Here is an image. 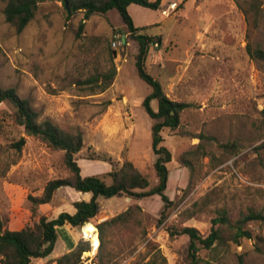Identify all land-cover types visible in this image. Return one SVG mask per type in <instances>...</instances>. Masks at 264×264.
<instances>
[{"label":"rangeland","instance_id":"rangeland-1","mask_svg":"<svg viewBox=\"0 0 264 264\" xmlns=\"http://www.w3.org/2000/svg\"><path fill=\"white\" fill-rule=\"evenodd\" d=\"M239 2L240 8L233 0H162L157 11L128 6L134 26L161 40L148 50L146 71L169 99L191 104L179 127L161 134L171 153L163 194L175 204L159 221L158 195L99 198L100 212L90 222L95 228L128 208L132 212L126 224L105 227L102 241L96 228L99 246L93 254L81 228L73 230L89 245L77 264H160L161 257L166 264H189L188 237L170 236L168 229L193 227L207 236L220 215L228 218L226 226H215L221 241L199 250L198 264H264V58L247 54V46L264 53V0ZM5 5L0 0V88L28 100L39 121L82 133L83 146L75 155L81 176L109 183L111 166L129 161L149 187L156 185L151 120L141 108L150 88L136 75L137 43L117 12L85 19L83 11L72 14L61 2L43 0L18 33L5 21ZM112 67L116 74L103 92L83 84ZM151 107L156 110L155 101ZM14 112L9 102H0V214L9 230L37 220L28 195L39 196L47 182L70 176L63 152L26 136L14 123ZM21 137L25 144L17 151L13 144ZM75 193L57 190L45 208H37L38 215L52 219L71 210ZM251 213L262 219L242 223L251 237L236 242L235 223ZM58 237L48 260L62 255L65 243Z\"/></svg>","mask_w":264,"mask_h":264},{"label":"trees","instance_id":"trees-1","mask_svg":"<svg viewBox=\"0 0 264 264\" xmlns=\"http://www.w3.org/2000/svg\"><path fill=\"white\" fill-rule=\"evenodd\" d=\"M42 1L6 0V5L3 9L5 21L20 33L35 17L38 6ZM56 1L61 2L64 7L66 5L65 9L70 10L72 14L77 11H83L85 19L92 15H105L109 11L115 10L122 24L126 27L130 38L137 43V53L134 57L136 75L139 80L150 88V93L141 102V108L151 120V151L156 157L153 169L157 183L149 187L147 177L140 173L129 161H124L120 166H111L110 171L106 173V176L110 179L109 183H106L98 176H81L75 155L81 151L83 146L82 133L78 130L65 131L59 129L47 120L39 121L38 113L30 106L28 100L20 98L12 88H0V102L7 101L15 109L14 123L23 129L26 136L38 139L52 150L63 152L62 161L70 173L68 178H58L47 182L39 196H27V200L32 207L31 216L33 218L37 217V220L31 226L26 225L19 230H9L6 227L7 219L0 214V264H31L34 259L48 258L59 239L57 228L65 225L72 228H82L89 224L100 212L99 198L125 197L132 200H141L158 195L163 202L159 221L166 218V210L175 204L163 194L167 184V163L171 160V153L162 144L163 137L161 134L164 130H176L180 124L181 113L190 108L191 104L169 99L164 93L160 82L146 71L145 61L148 50L152 45H160L161 40L157 37L142 34L141 32L146 27H135L128 13V6L131 4L157 11L162 0ZM233 1L239 8L241 7L239 0ZM247 54L250 58H264L263 51L259 49L252 51L248 46ZM115 74V68L112 67L107 73L93 76L91 79L85 80L83 84H93L95 85V90L103 92L112 84ZM95 90L93 89V92ZM152 101L157 104L156 110L151 107ZM201 138L199 137V139ZM24 144L25 139L21 137L13 144V148L20 151ZM197 148H200V146L198 145ZM183 166L189 167L186 163H183ZM64 187L71 188L78 193H88L90 198L88 201L73 202L72 206L75 210L73 214L61 212L52 219H48L43 214L38 215L37 208L41 205L49 204L54 193ZM196 206L198 205L194 204V207ZM136 209L139 210V207L136 206ZM131 212L132 209L128 208L116 217L99 223L96 228L100 241H102L105 227L126 224ZM261 219V214L251 213L245 216L241 222H236L233 228V239L236 242L241 238L249 239L251 234L244 230L242 223ZM227 224L228 218L225 215H220L211 221V228L207 236L201 235L193 227H170L168 233L170 236L188 237L187 261L189 264H198V251L201 249L211 250L221 241L220 229L215 228V226H226ZM86 251H89V245L80 240L70 252L47 262L50 264H77L81 254ZM160 259V264H166L163 257ZM146 264L154 263L148 262Z\"/></svg>","mask_w":264,"mask_h":264},{"label":"crops","instance_id":"crops-1","mask_svg":"<svg viewBox=\"0 0 264 264\" xmlns=\"http://www.w3.org/2000/svg\"><path fill=\"white\" fill-rule=\"evenodd\" d=\"M73 190V189H72ZM74 191V190H73ZM75 195H77V196H79L74 202H76V201H80V200H85V201H88L89 200V198H90V194H88V193H78V192H76L75 193ZM46 205H48V204H44V205H41V206H39V208L42 210V208H45L44 206H46ZM66 212V211H65ZM75 212V210H74V208H73V206H72V208H71V210H69V211H67V213H69V214H73ZM59 214V213H58ZM57 214V215H58ZM57 215H55V217L57 216ZM60 228H64V233H62V235L59 233V229ZM60 228H57V231H58V235L59 236H62V238L64 239V246L63 245H61L62 246V249L60 250L61 251V253L59 252L58 254L60 255V254H64V253H67V252H69L70 250H72L73 249V247H74V245L76 244V242L79 240L78 238H79V234L78 233H76V232H74L75 230H77V228H72V227H70V226H68V225H65V226H63V227H60ZM74 230V231H73ZM59 238V237H58ZM56 247V246H55ZM48 258H50V256L48 257ZM34 260H36V259H34ZM40 261L41 260H43V259H39ZM45 260H48V259H45ZM33 261V260H32ZM31 264H32V262H31Z\"/></svg>","mask_w":264,"mask_h":264},{"label":"bare ground","instance_id":"bare-ground-1","mask_svg":"<svg viewBox=\"0 0 264 264\" xmlns=\"http://www.w3.org/2000/svg\"><path fill=\"white\" fill-rule=\"evenodd\" d=\"M84 238L88 239L91 243L92 254L99 246V239L97 236L96 228L92 224H87L81 228V234Z\"/></svg>","mask_w":264,"mask_h":264},{"label":"built area","instance_id":"built-area-1","mask_svg":"<svg viewBox=\"0 0 264 264\" xmlns=\"http://www.w3.org/2000/svg\"><path fill=\"white\" fill-rule=\"evenodd\" d=\"M113 45L115 46V43H113Z\"/></svg>","mask_w":264,"mask_h":264},{"label":"water","instance_id":"water-1","mask_svg":"<svg viewBox=\"0 0 264 264\" xmlns=\"http://www.w3.org/2000/svg\"><path fill=\"white\" fill-rule=\"evenodd\" d=\"M65 7H66V5H65Z\"/></svg>","mask_w":264,"mask_h":264}]
</instances>
